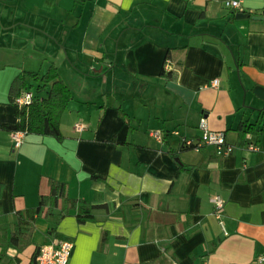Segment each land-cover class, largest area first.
Segmentation results:
<instances>
[{"label": "crops", "instance_id": "1", "mask_svg": "<svg viewBox=\"0 0 264 264\" xmlns=\"http://www.w3.org/2000/svg\"><path fill=\"white\" fill-rule=\"evenodd\" d=\"M225 1L0 0V242L50 180L98 206L85 223L76 210L36 218L32 244L10 257L33 264L39 248L68 240L69 264H264V19H254L264 0H235L242 11ZM169 48L181 50L171 65ZM79 59L103 87L88 78L74 89ZM52 64L74 96L64 139L26 135L15 148L4 129L18 121L11 84ZM202 119L230 153L201 142Z\"/></svg>", "mask_w": 264, "mask_h": 264}, {"label": "trees", "instance_id": "2", "mask_svg": "<svg viewBox=\"0 0 264 264\" xmlns=\"http://www.w3.org/2000/svg\"><path fill=\"white\" fill-rule=\"evenodd\" d=\"M179 51H181L179 48H169L166 53L165 63L171 65L172 61L176 60L175 53ZM161 75L165 80L171 78V72L166 73L165 69L162 70ZM28 92L33 94L32 102L29 105H20L18 100ZM9 101L14 106L18 121L15 125H5V130L10 133L23 132L25 135L52 137L60 142L63 141L64 137L60 129V121L62 115L74 101V96L61 77L57 66L52 64L44 73H21L11 84ZM195 147L185 146L184 148L195 149ZM92 178L98 179L99 177L95 176ZM49 184L51 192L48 196L40 198L37 208L16 213V225L11 232L9 241L6 244L0 242V247L3 248L0 253V263L3 261V264L20 263L18 256L10 257L8 255V248L15 250L19 255L32 244V234L35 229L34 223L38 217H44L54 224V218L59 221L66 217L70 210H76V217L79 223H85L94 218L92 212L98 206L81 200L70 199L65 183L50 180ZM58 210L60 211L57 212ZM55 230L56 227H52L49 230L50 235Z\"/></svg>", "mask_w": 264, "mask_h": 264}, {"label": "built area", "instance_id": "3", "mask_svg": "<svg viewBox=\"0 0 264 264\" xmlns=\"http://www.w3.org/2000/svg\"><path fill=\"white\" fill-rule=\"evenodd\" d=\"M225 7L230 9H236L242 11V6L240 1H225ZM169 65V63H167ZM218 80H215L212 83L213 87H217ZM33 94L28 92L24 94L19 100L20 105H29L32 102ZM76 132H82L85 130L82 124H76ZM200 129L203 131V136L201 142L208 146H213L217 149L218 155H224L232 151L231 146L226 144L225 135L221 132H212L207 126L205 119H202L200 122ZM175 136H180L179 132L173 133ZM11 139L14 142L15 148H20L23 144L25 133L23 132H11ZM150 135L157 139L160 142L164 141V134L162 132H150ZM182 143L186 147H195L192 140L182 139ZM196 149V147H195ZM253 151H257L255 147L251 148ZM264 156V155H263ZM264 166V158H263ZM216 215L219 218L220 214L224 208V201L218 196L214 199ZM74 249V244L68 240L55 241L51 244L42 246L37 257V264H69L70 258L72 256ZM260 262L264 261V258H259Z\"/></svg>", "mask_w": 264, "mask_h": 264}, {"label": "rangeland", "instance_id": "4", "mask_svg": "<svg viewBox=\"0 0 264 264\" xmlns=\"http://www.w3.org/2000/svg\"><path fill=\"white\" fill-rule=\"evenodd\" d=\"M62 59H64V61H65V58H62ZM78 61H79V66L74 65L75 68H77L76 69L77 72L74 73V76H75V82H74L75 87H74V89L84 87V80H86L88 78H89L88 82H89L90 88H91V84H93L92 86L96 87L97 83L100 84L99 86L103 87V84H104L103 79L93 78V77H95V75H96V77L99 75V73L97 72L98 69H96V67L90 68L89 64L86 63V60L84 61V64L80 59ZM68 62H69V60H68ZM48 65H50V64H48ZM48 65L46 66V68H44V70L47 69ZM61 73L64 75L65 79L66 78L69 79L68 76L65 75L64 68H61ZM70 78H71V76H70ZM78 79H79V81H78ZM72 94H73V92H72Z\"/></svg>", "mask_w": 264, "mask_h": 264}, {"label": "water", "instance_id": "5", "mask_svg": "<svg viewBox=\"0 0 264 264\" xmlns=\"http://www.w3.org/2000/svg\"><path fill=\"white\" fill-rule=\"evenodd\" d=\"M249 17H250L249 14H243V13H241V14H238L237 15V18L238 19H247ZM254 19H256V20H263L264 17L257 16V17H254ZM39 251H40V248L36 251V254H35L34 258H33V264H37V257L39 255Z\"/></svg>", "mask_w": 264, "mask_h": 264}]
</instances>
